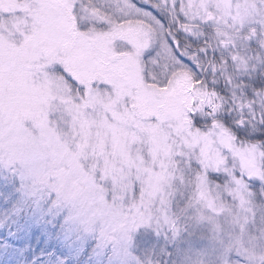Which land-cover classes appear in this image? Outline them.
<instances>
[{"label":"snow or ice","instance_id":"obj_1","mask_svg":"<svg viewBox=\"0 0 264 264\" xmlns=\"http://www.w3.org/2000/svg\"><path fill=\"white\" fill-rule=\"evenodd\" d=\"M0 264H264V0H0Z\"/></svg>","mask_w":264,"mask_h":264}]
</instances>
